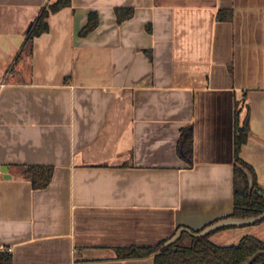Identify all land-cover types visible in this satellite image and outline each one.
<instances>
[{"label": "crops", "instance_id": "0c3cea01", "mask_svg": "<svg viewBox=\"0 0 264 264\" xmlns=\"http://www.w3.org/2000/svg\"><path fill=\"white\" fill-rule=\"evenodd\" d=\"M53 1L0 0V251L12 264H153L116 249L232 213L236 102L249 110L239 156L264 186V0H72L26 51ZM116 7L133 16L118 23ZM27 164L53 165L47 187L32 189ZM248 226L210 240L236 244Z\"/></svg>", "mask_w": 264, "mask_h": 264}, {"label": "trees", "instance_id": "16d2710c", "mask_svg": "<svg viewBox=\"0 0 264 264\" xmlns=\"http://www.w3.org/2000/svg\"><path fill=\"white\" fill-rule=\"evenodd\" d=\"M71 2L72 0H55L42 7L36 19L29 24L26 30L23 49L30 52L33 39L48 31L47 20L50 14L70 6ZM114 13L117 22L120 23L133 16V9L116 7ZM231 18L232 9L222 8L218 10V20H230ZM97 24V14L90 12L87 23L80 29L79 34L85 36ZM229 68L231 69L230 66ZM239 105V102L235 103L234 112L233 210L226 217L246 218L263 212L264 186L258 182L252 166L239 156L241 146L247 141L250 134L249 110L246 108L245 115L240 118ZM191 145V132L188 127H185L182 129L177 147L180 155L188 161L191 158ZM22 168L24 177L30 181L32 189L35 190L47 187L54 171L53 165L47 164H27L23 165ZM250 179L252 180L251 189L249 188ZM216 231L202 237H194L187 232H182L179 239L168 246H162L165 242L163 240L150 246L119 247L116 249V257L119 259H136L151 256L153 264H264V240L247 234L241 237L236 244L218 245L209 239ZM0 264H12L9 252L0 251Z\"/></svg>", "mask_w": 264, "mask_h": 264}, {"label": "water", "instance_id": "95a60500", "mask_svg": "<svg viewBox=\"0 0 264 264\" xmlns=\"http://www.w3.org/2000/svg\"><path fill=\"white\" fill-rule=\"evenodd\" d=\"M2 171L6 176V168H3ZM249 188L250 189L252 188L251 179L249 180ZM263 219H264V210L261 214L252 216V217H246V218L223 217V218L212 221L208 225L201 228L199 231H194L193 229L186 227V226H180L174 231V233L168 239L165 240L162 246H168L174 243L175 241H177L179 237L181 236L182 232H187L191 236H194V237H202L220 228L253 225V224L260 222Z\"/></svg>", "mask_w": 264, "mask_h": 264}, {"label": "rangeland", "instance_id": "374dc122", "mask_svg": "<svg viewBox=\"0 0 264 264\" xmlns=\"http://www.w3.org/2000/svg\"><path fill=\"white\" fill-rule=\"evenodd\" d=\"M255 225H258V224H253V225H249L248 227H250V229H251V232H253L252 234H254V236H256V237H263L264 238V234H260L258 231H254L253 229H252V227H255ZM211 238H209V239H211V240H214V237H213V234L210 236ZM232 244V243H231ZM223 245V244H222ZM225 245V244H224Z\"/></svg>", "mask_w": 264, "mask_h": 264}, {"label": "built area", "instance_id": "2783aa9c", "mask_svg": "<svg viewBox=\"0 0 264 264\" xmlns=\"http://www.w3.org/2000/svg\"><path fill=\"white\" fill-rule=\"evenodd\" d=\"M1 175H2V172H1V170H0V177H1ZM3 250L9 252V251H11V248L8 247V248H5V249H3Z\"/></svg>", "mask_w": 264, "mask_h": 264}]
</instances>
